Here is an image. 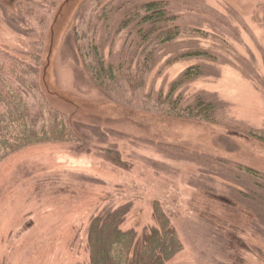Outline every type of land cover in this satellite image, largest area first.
Wrapping results in <instances>:
<instances>
[{
	"label": "rangeland",
	"instance_id": "obj_1",
	"mask_svg": "<svg viewBox=\"0 0 264 264\" xmlns=\"http://www.w3.org/2000/svg\"><path fill=\"white\" fill-rule=\"evenodd\" d=\"M80 3L63 4L46 31L39 89L83 141L0 154V264H89L92 216L123 207L120 227L142 241L154 200L182 243L162 264H264V0H169L173 23L191 29L146 47L153 60L138 89L120 81L107 92L76 58L70 30ZM113 12L109 31L120 18ZM15 13V0H0L8 52L32 46ZM126 33L100 43L106 59L116 62L123 38L135 35ZM194 50L209 55H181ZM190 64L200 74L169 92ZM176 94L180 105L214 101L215 122L162 112Z\"/></svg>",
	"mask_w": 264,
	"mask_h": 264
},
{
	"label": "trees",
	"instance_id": "obj_2",
	"mask_svg": "<svg viewBox=\"0 0 264 264\" xmlns=\"http://www.w3.org/2000/svg\"><path fill=\"white\" fill-rule=\"evenodd\" d=\"M61 0H15L16 27L31 39L30 49L12 52L0 49V154L5 155L23 146L39 142H80L81 134L71 125L66 114L53 107L39 88L40 49L49 23ZM81 0L75 9L70 34L76 58L94 84L103 92L122 81L129 90L144 82L146 70L153 60V47L191 29L173 23L169 0ZM119 11L120 18L109 31L110 13ZM114 13V12H113ZM100 23L105 37L97 38ZM134 30V37L123 38L116 62L105 58L100 43L109 38V45L120 30ZM186 28V29H184ZM194 30V29H192ZM110 32V33H109ZM112 32V34H111ZM109 34L111 36H109ZM136 36V37H135ZM152 44L151 49L146 47ZM205 54L203 50L182 52L181 55ZM197 64L187 65L170 85L172 92L182 81L200 74ZM180 95L169 101L162 112L215 122L214 101L197 96L192 104H178ZM259 139L264 141L262 135ZM118 162V158L114 156ZM251 173L256 170L245 166ZM123 207H116L91 217L86 233L89 264H162L178 252L182 243L165 210L153 201L155 224L137 238L134 227H120Z\"/></svg>",
	"mask_w": 264,
	"mask_h": 264
},
{
	"label": "water",
	"instance_id": "obj_3",
	"mask_svg": "<svg viewBox=\"0 0 264 264\" xmlns=\"http://www.w3.org/2000/svg\"><path fill=\"white\" fill-rule=\"evenodd\" d=\"M68 1H70V0H61V2L59 3V5L57 6V9H56V11H55V13H54V15H53V17H52V19H51V21H50V23H49V26H48V33H50L51 34V32H52V25H53V23H54V21H55V19H56V17L58 16V14L60 13V10H61V6L63 5V4H65V3H67ZM81 1V0H80ZM48 33H47V36H48ZM50 52H51V47L50 48H48V51H47V53H48V56L50 55ZM46 61H48V57L46 56V58H45V62ZM44 62V63H45ZM46 65H47V62H46ZM46 65L44 64V67H43V72L42 73H44L45 74V71H46ZM41 71L39 70V81L41 80V73H40Z\"/></svg>",
	"mask_w": 264,
	"mask_h": 264
}]
</instances>
